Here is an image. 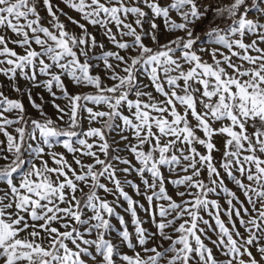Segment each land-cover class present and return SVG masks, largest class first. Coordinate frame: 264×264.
I'll list each match as a JSON object with an SVG mask.
<instances>
[{
	"label": "snow or ice",
	"instance_id": "6c2138e0",
	"mask_svg": "<svg viewBox=\"0 0 264 264\" xmlns=\"http://www.w3.org/2000/svg\"><path fill=\"white\" fill-rule=\"evenodd\" d=\"M0 264H264V0H0Z\"/></svg>",
	"mask_w": 264,
	"mask_h": 264
},
{
	"label": "rangeland",
	"instance_id": "374dc122",
	"mask_svg": "<svg viewBox=\"0 0 264 264\" xmlns=\"http://www.w3.org/2000/svg\"><path fill=\"white\" fill-rule=\"evenodd\" d=\"M46 99H47V97H46ZM47 111H48L49 113H52V112H53V109L51 108V106H48ZM222 203H223V201H222Z\"/></svg>",
	"mask_w": 264,
	"mask_h": 264
}]
</instances>
